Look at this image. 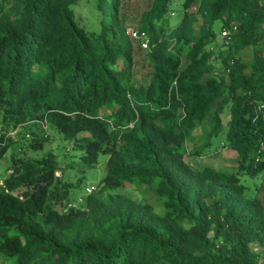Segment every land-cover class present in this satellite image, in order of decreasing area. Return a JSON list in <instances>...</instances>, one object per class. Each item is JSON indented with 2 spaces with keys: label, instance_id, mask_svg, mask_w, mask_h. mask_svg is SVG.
I'll return each mask as SVG.
<instances>
[{
  "label": "trees",
  "instance_id": "obj_1",
  "mask_svg": "<svg viewBox=\"0 0 264 264\" xmlns=\"http://www.w3.org/2000/svg\"><path fill=\"white\" fill-rule=\"evenodd\" d=\"M91 1L93 21L80 0H0L3 121L27 150L42 151L49 128L78 152L65 166L54 153L11 155L0 264H264V199L240 182L264 178V0H152L137 27L146 49L128 32L129 0ZM225 108L238 170L193 169L186 155L205 156ZM210 116L205 145L188 153L190 131ZM13 142L0 137V157ZM101 157L91 194L57 175ZM127 185L157 194L162 210L118 192Z\"/></svg>",
  "mask_w": 264,
  "mask_h": 264
},
{
  "label": "rangeland",
  "instance_id": "obj_2",
  "mask_svg": "<svg viewBox=\"0 0 264 264\" xmlns=\"http://www.w3.org/2000/svg\"><path fill=\"white\" fill-rule=\"evenodd\" d=\"M152 0H129V8L127 10L128 12V16H129V22H128V26H130L128 32H130L131 30H135L138 27V23L139 20L141 18V15L143 14V12H145L146 10H148L150 4H151ZM93 7H94V1H91V3H86V0H80V6L77 8V12L80 13L83 17L87 18L88 20H92V16L90 15V12L93 11ZM93 21V20H92ZM220 30V26H217V31ZM220 37V36H219ZM135 52L136 55L138 56H142L141 51L138 50V43H136L135 46ZM138 56L136 57V61L138 60ZM245 56V60L246 61H250L252 58V53L251 50L249 49L248 51L245 52L244 54ZM142 62H138L137 65V70L136 73L138 75V77H142L145 76L144 74V70L142 69L141 66ZM215 108V106H214ZM222 117V131L215 136L212 139V143L210 145H207V148L204 151L205 156L210 157L209 155H206V152L208 154L209 150L210 151H215L212 155H215L219 152H216V150L221 151L224 148V144L226 143V133L228 130V126H229V121H230V112H229V108H225L224 112L221 115ZM209 122V123H208ZM208 122L205 121L203 122V126L201 128H204L205 126H207L208 128V133L211 131V116L208 119ZM13 130L16 133V136H14V132L10 131L9 132V136L11 137V140L14 139V142L11 144V146L9 147L8 151L5 153V155L3 157H0V184L2 181H4L8 175H9V169L11 167V155L14 153H18L21 156L27 157V158H32V157H38L42 154L45 153H51L56 157V159H58V161H60V163H62V166H65V163H67L68 160L71 159V155H75L74 157L78 156V152L74 151V152H67V145L68 143L64 142L61 145V138L57 135L56 132H54L53 130L46 128L45 130V134L48 135L46 141L44 142V149L42 151H34V150H27L24 147V139H22L23 134H21V131L19 130V127H13L12 125H8L7 123H5L3 121V117L2 114L0 112V136L1 134H5L7 133V131ZM194 135L193 130L190 131L187 143H186V149L187 147H190L191 145V141L194 142L192 140V137ZM14 136V137H13ZM207 138V136H206ZM26 142V141H25ZM206 142V139H205ZM205 142L203 145H201L200 147L205 145ZM69 146V145H68ZM200 149V148H198ZM196 149V150H198ZM188 150V149H187ZM230 150V149H229ZM226 157H223L222 159L224 160V164L226 165V169H219L216 166H212L215 169L218 170H222V171H226L228 173H235L238 170V164L234 161V159L232 158V155L226 153ZM211 155V156H212ZM203 157V156H202ZM195 158L197 157H193L191 155L188 156L187 158V163L193 168V169H197V167L195 166V162H197V164H201L198 166H203V159L202 160H196ZM201 158V157H200ZM214 160H218L220 159L221 165H223L221 156L219 157H215L213 156ZM78 158H76L77 160ZM207 164L213 165L214 163L212 162V160H210ZM205 164V165H207ZM209 165V166H210ZM204 168V166H203ZM106 164L104 162V158H100L99 161L97 162V164L88 170H82V169H63V171H60L57 173L58 176L62 177L64 179V181H66L67 183H73L76 187H73L71 190V193H74L76 195L81 194L79 193V190L81 189L83 192L84 190L89 187V189H92V191L94 190L95 187H97L96 189L100 188L102 186V182L103 179L105 177L106 174ZM262 176H258V177H251L249 175H240V182L241 184H243L246 187V196L249 198H253V197H260L262 199H264V178L262 179ZM2 186L0 185V188ZM94 187V188H93ZM118 192H122L128 195H131L133 198L138 199V200H145L148 201L149 203L153 204L154 206H156V209L158 211H161L162 208H160V201H159V197L157 194L153 193L152 191L142 187V186H131V185H127L125 188H121L118 189ZM255 249H258V247L255 246ZM259 252H262L258 249Z\"/></svg>",
  "mask_w": 264,
  "mask_h": 264
},
{
  "label": "crops",
  "instance_id": "obj_3",
  "mask_svg": "<svg viewBox=\"0 0 264 264\" xmlns=\"http://www.w3.org/2000/svg\"><path fill=\"white\" fill-rule=\"evenodd\" d=\"M210 118V117H209ZM208 118V119H209ZM208 119L206 120L207 122H208ZM209 123V122H208ZM203 125H200V126H198V127H196V128H194L193 129V132H194V135H193V137H192V140L194 141V142H192L191 141V145H190V147H187V151H188V153H191V152H193V151H195L196 149H198V148H200V146L201 145H203L204 144V142H205V139H206V136H207V133H208V128H207V126H205L204 128H201ZM216 152H219V153H217V154H215V155H212V154H210L209 156L210 157H208V156H204V157H201V158H195L196 160H202L203 161V166H204V168L205 167H212V166H216L217 168H219V169H226V165L224 164V160L222 159L223 157H226V153H228V154H230V155H232V158L234 159V161L237 163V164H239V159H238V154H237V152L236 151H234V150H232V149H228V148H226V149H223V150H221V151H218V150H216ZM212 155V156H211ZM188 156H189V154L188 155H186V157H185V160H186V162H187V158H188ZM213 156H217V157H219V156H221V159H222V162H223V165H221V162H220V159H218V160H214V158H213ZM193 157H195V156H193ZM210 160H212V162L214 163L213 165H210V164H207ZM196 164H195V166L197 167V169L196 170H201V169H203V166H198V165H201V164H197V162H195ZM205 164H207V165H205ZM210 165V166H209ZM216 170H218V169H216ZM218 171H221V172H225V173H228V172H226V171H222V170H218ZM228 174H232V173H228Z\"/></svg>",
  "mask_w": 264,
  "mask_h": 264
},
{
  "label": "built area",
  "instance_id": "obj_4",
  "mask_svg": "<svg viewBox=\"0 0 264 264\" xmlns=\"http://www.w3.org/2000/svg\"><path fill=\"white\" fill-rule=\"evenodd\" d=\"M236 30H237V25H232L230 28H223V29L221 30V32H220V37H221V39L224 40V41H229V40L231 39L232 34H233ZM132 36H133V38H135V39H140V40L142 41V45H143V47H144V48H148V39H147V37H146L144 34H140V33H138L137 31H133V32H132ZM226 73H228V70H226ZM9 132H10V131H9ZM9 132L6 133V138H7V137H10V136L8 135ZM13 132H14V136H16L15 131H13ZM14 136H13V137H14ZM10 138H11V137H10ZM91 192H92V189H89V188L86 189V193H87V194H89V193H91ZM82 199H83V198H79V199H78L77 201H75V202H70V203H68V204L66 205V210L71 209V208H76L77 205H78L79 203L82 202Z\"/></svg>",
  "mask_w": 264,
  "mask_h": 264
},
{
  "label": "clouds",
  "instance_id": "obj_5",
  "mask_svg": "<svg viewBox=\"0 0 264 264\" xmlns=\"http://www.w3.org/2000/svg\"><path fill=\"white\" fill-rule=\"evenodd\" d=\"M128 30H129V29H128ZM133 31H137V29H135V30H131L129 33L132 35V32H133ZM137 32H138V31H137ZM138 33H139V32H138ZM219 36H220V34H219ZM132 37H133V36H132ZM220 38H221V37H220ZM134 39H135V38H134ZM147 39H148V38H147ZM148 42H149V40H148ZM141 45H142V41H141ZM142 47H143V45H142ZM143 48H144V47H143ZM144 49H146V48H144ZM226 74H228V73H226ZM10 131H13V130H10ZM8 132H9V131H8ZM2 135H3V133L1 134V136H2ZM1 136H0V137H1ZM2 184H3V181L1 182L0 185L2 186ZM87 188H89V187H87ZM87 188H86V189H87ZM93 188H94V187H93ZM96 188H97V187H95L94 190H93L92 192H94V191L96 190ZM86 189H85V194H87V193H86ZM92 192H91V193H92ZM91 193H89V194H91ZM79 198H83V196H79L78 199H79ZM78 199H77V200H78ZM77 200H75V201H77Z\"/></svg>",
  "mask_w": 264,
  "mask_h": 264
}]
</instances>
